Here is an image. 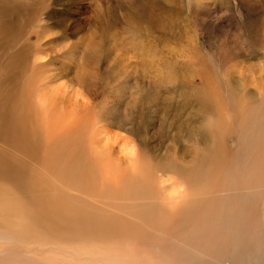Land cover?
<instances>
[{
    "label": "bare ground",
    "instance_id": "1",
    "mask_svg": "<svg viewBox=\"0 0 264 264\" xmlns=\"http://www.w3.org/2000/svg\"><path fill=\"white\" fill-rule=\"evenodd\" d=\"M33 76L0 112V264H263L264 115L235 132L231 158L204 73L196 101L216 122L188 165L154 163Z\"/></svg>",
    "mask_w": 264,
    "mask_h": 264
},
{
    "label": "rangeland",
    "instance_id": "2",
    "mask_svg": "<svg viewBox=\"0 0 264 264\" xmlns=\"http://www.w3.org/2000/svg\"><path fill=\"white\" fill-rule=\"evenodd\" d=\"M204 73L234 159L235 132L264 115V0H0V112L33 76L49 103L87 110L136 158L188 165L216 122L196 101Z\"/></svg>",
    "mask_w": 264,
    "mask_h": 264
}]
</instances>
